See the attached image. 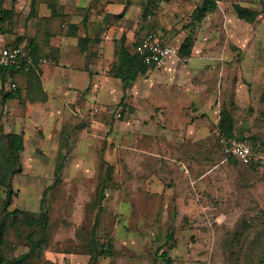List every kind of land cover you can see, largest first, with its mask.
<instances>
[{
  "label": "rangeland",
  "instance_id": "1",
  "mask_svg": "<svg viewBox=\"0 0 264 264\" xmlns=\"http://www.w3.org/2000/svg\"><path fill=\"white\" fill-rule=\"evenodd\" d=\"M40 1L16 0V8L23 9L13 29L4 34L9 44L28 46L15 35L24 24L29 25L31 17H26L24 9L33 6L36 10ZM75 1L65 0L68 5ZM85 1H89L84 7L90 8V14L105 6L97 4L99 0ZM203 1L108 2L118 4L120 13L115 16L128 13V24L139 22L135 35L139 42L150 32L166 34L177 43L189 34L192 50L198 43L205 46L204 53L216 55L215 60L195 62L180 54L183 69L172 71L178 78L166 85L178 91L193 87L192 94L201 87L213 95L215 103L231 107L236 105V89H244L251 98L244 97L240 103L246 104L245 118L256 128V132L250 128L247 132L262 135L264 0H216L214 11L194 21L192 13ZM11 2L7 0L8 5ZM237 3L260 14L253 22L240 18ZM25 82L19 73L3 85L0 75V89L22 87L21 98L2 102L0 93V128L23 132L25 140L22 170L11 180L12 202L7 209L15 216H8L0 242L4 258L27 253L34 243L33 252L14 264H93L94 253L98 254L96 264H264V162L254 166L223 162L214 142L199 166L204 171L199 173L202 190L197 188L192 194L187 186L192 183L190 175L167 169L163 156L157 165L151 155L136 153V129L125 125L140 115L130 102L109 105L106 113L95 115L91 125L88 108L42 109L35 104L39 100L26 95ZM120 104L125 108L117 115ZM59 163L62 168L56 178ZM109 165L113 166L112 180L101 201L100 183ZM226 183H231L227 196L234 198L219 194L221 188L227 190ZM7 196L8 187L0 184V218H5ZM193 196L198 197L197 203ZM41 211L47 213V223L33 226L31 241L26 219L28 215L39 217Z\"/></svg>",
  "mask_w": 264,
  "mask_h": 264
},
{
  "label": "crops",
  "instance_id": "2",
  "mask_svg": "<svg viewBox=\"0 0 264 264\" xmlns=\"http://www.w3.org/2000/svg\"><path fill=\"white\" fill-rule=\"evenodd\" d=\"M43 1H40L36 10L31 6L24 9L26 17H31L29 25L26 27L24 24L15 35L24 43L32 44L39 58L49 57L53 60V63L38 64L47 98L34 103L42 109L53 111L65 109L69 105H75L80 110L88 108L93 125L96 114L106 113L109 105L123 99L125 90L122 81L110 72L116 59V39L125 34L128 45L133 49L139 42L135 37L139 22L128 24V13L115 16L120 13V9L118 4L108 2L110 0L97 1V4L103 2L105 6L103 9H95L91 14L90 8L84 7L89 1L76 0L72 5H68L65 0H47L55 5L44 4ZM52 6L55 7L54 10ZM22 9L23 7L17 10L20 13ZM158 35L164 42L178 47L189 36L187 34L177 43L172 42L166 34ZM194 47L192 53L186 56V61L215 60L213 56L216 55L204 53V45L200 47L197 43ZM179 55L170 56L160 67L150 66L127 90L125 101L130 102L140 116L134 123L127 122L125 127L136 129L135 139L139 143L135 149L138 155H151V160L157 165V159L163 156L166 158L167 169H181L182 173L190 175L192 183H187V186L193 194L194 190H202L203 180L199 173L204 171L199 166L212 148V143L217 142L221 149L219 154L222 152L224 156L223 162L230 161L226 158L218 137L217 126L221 110L224 108L231 112L236 132L244 131L255 135L247 130L250 128L256 132V128L249 123L248 117L245 118L246 104L242 106L240 102L244 97L250 100L251 96L242 88L236 89V105L231 107L218 105L216 100H212L213 95H208V90H202L201 87L192 94L193 87H185L180 83L185 88L180 87L178 91V88L166 85L167 82L174 83V77L178 78L172 71L183 69V65L179 64ZM182 63L186 65L184 61ZM164 85L170 88L167 89ZM159 107L163 108L159 111ZM241 115L242 120L239 119ZM226 186L227 190L221 188L219 194L226 196V199L234 198L233 194L227 196L226 193L231 183H226ZM192 200L197 203L198 197L193 196Z\"/></svg>",
  "mask_w": 264,
  "mask_h": 264
},
{
  "label": "trees",
  "instance_id": "3",
  "mask_svg": "<svg viewBox=\"0 0 264 264\" xmlns=\"http://www.w3.org/2000/svg\"><path fill=\"white\" fill-rule=\"evenodd\" d=\"M16 0H12L10 5L7 4V0H0V34L9 33L14 26L16 16L18 15V10L16 8ZM33 7V6H32ZM218 7L216 0H204L201 5H198L193 13L192 18L194 21H202L203 18L209 13L214 11ZM53 10L55 9L52 6ZM236 12L240 18H243L249 22H253L257 16L260 14V11L241 5L237 3L235 5ZM137 44V43H136ZM135 44V46H136ZM192 40L190 37H186L182 45L179 47V54L183 56H189L192 53ZM29 47L32 49V53L35 57V63L32 65L28 70L19 69L15 66H4L0 67V75L2 84L5 85L6 80L9 76H15L16 74L22 73L25 76L26 82L24 85V90L28 98L32 101L36 100H45L47 98V94L44 91L43 83L41 79V70L38 66L39 56L36 54L35 48L32 44H28ZM116 59L111 67V74L114 77L120 78L125 90V94L121 102L125 101V97L127 95V90L132 87L134 82L137 80L138 76L141 73L147 71L150 66H155L148 64L143 61L141 55L135 50V47L132 49L130 45L127 43V36L124 34L119 39H116ZM22 87L20 86H13L9 90H5L2 86L0 89V93H2V102L8 99H15L22 97ZM218 137L233 135L238 133L234 130V118L231 112L227 109L221 110V118L217 126ZM244 134V133H239ZM254 138L263 139L264 137L261 135H252ZM0 148L2 150V158L0 159L1 169H0V184L8 187V196L3 204V207L6 210L5 218H0V242L4 237V234L7 229V218L10 216L13 218L15 215L12 213L13 211H9L7 207L12 202V176L15 173H18L22 170V163H21V153L25 149V140H24V133L23 132H16V131H9L4 132L3 128H0ZM103 162L106 160L103 158ZM230 161H237L240 164L244 165H256L253 163H244L237 157H228ZM62 168V163H59L55 174L56 178L59 177V172ZM113 174V166L109 165L108 169L106 170L105 177L101 181L100 185V199L101 201L105 198L106 190L109 187L108 182L112 180ZM45 196L43 197V200ZM101 208V205H100ZM14 215V216H13ZM29 228V238L33 241V226L37 223L43 224L44 226L47 223V213L41 211L39 217H35L32 215H28L26 219ZM94 244L96 242L94 241ZM97 246V244H96ZM35 246L32 243L30 250L27 253H24L18 257L12 259L4 258L3 254L0 252V264H14L20 263L26 257L33 252ZM93 255V252H92ZM98 254L94 253L93 257V264L97 263Z\"/></svg>",
  "mask_w": 264,
  "mask_h": 264
},
{
  "label": "built area",
  "instance_id": "4",
  "mask_svg": "<svg viewBox=\"0 0 264 264\" xmlns=\"http://www.w3.org/2000/svg\"><path fill=\"white\" fill-rule=\"evenodd\" d=\"M135 50L141 55L144 62L162 66L167 59L179 54V47L170 45L156 32L148 33L139 43L136 44ZM35 63V57L29 46L20 47L9 44L7 37L0 34V67L15 66L19 69L28 70ZM39 64L53 63L49 57H40ZM117 115L124 111V105H117ZM98 110V108H95ZM220 143L223 152L228 157H237L244 163H253L259 165L264 162V138H254L251 134L235 133L233 135L220 137Z\"/></svg>",
  "mask_w": 264,
  "mask_h": 264
}]
</instances>
